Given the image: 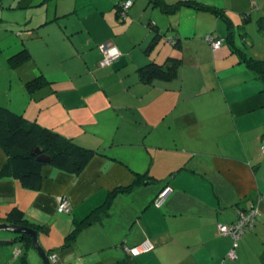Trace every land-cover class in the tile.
<instances>
[{
	"label": "crops",
	"instance_id": "obj_1",
	"mask_svg": "<svg viewBox=\"0 0 264 264\" xmlns=\"http://www.w3.org/2000/svg\"><path fill=\"white\" fill-rule=\"evenodd\" d=\"M120 1L0 0V108L95 152L78 174L43 165L37 189L0 179V217L20 209L53 264H264V87L236 52L264 59V0H194L224 17L184 4L165 11L186 0H132L123 20ZM151 22L161 37L146 51ZM207 35L222 38L218 49ZM102 43L121 52L107 66ZM24 50L26 60L11 61ZM169 57L182 61L175 79H140L139 67ZM6 160L0 146V170ZM164 186L171 192L157 207ZM62 198L69 213L57 210ZM253 206L250 230L236 240L218 232ZM7 233L0 264H20ZM145 239L151 251L127 254ZM33 250L29 264H42Z\"/></svg>",
	"mask_w": 264,
	"mask_h": 264
},
{
	"label": "trees",
	"instance_id": "obj_2",
	"mask_svg": "<svg viewBox=\"0 0 264 264\" xmlns=\"http://www.w3.org/2000/svg\"><path fill=\"white\" fill-rule=\"evenodd\" d=\"M120 3L121 2L117 4L118 8L116 14L119 19L123 20L128 14V10L131 6L124 12V14L120 8ZM152 3L155 5H161L163 4V1L152 0ZM181 4L196 10L212 9V11L217 13L219 16L224 17L222 12L216 11L214 8L199 5L194 0H186L183 1V3L177 2L175 4L166 5L165 11L170 12ZM259 25L262 27L264 24L263 22H259ZM148 26L151 28V30L155 31V34L146 47V51L152 49L161 37V32H159L158 28L153 22L149 23ZM228 27H230V24ZM207 36H205L206 41ZM209 36H211L213 39H219L222 41V38L220 37L214 35ZM173 41L176 40L173 39ZM228 41L232 43L231 32L229 33ZM174 43L175 45L180 46L178 41ZM209 46L211 47L210 44ZM212 50L215 49L212 48ZM236 52L240 57V61L253 72L255 77L263 84L264 87V59L254 58L249 54H245L241 50H236ZM27 58L28 53L26 50H24L14 55L11 58V61L14 63H21ZM181 65L182 61L179 58L169 57L163 63L149 61L139 67L137 72L140 79L146 82H150L154 79L170 81L177 77L178 70ZM38 80L39 79H35L28 82L27 88L32 89L34 85L38 84ZM0 146L7 157L5 165L0 170V179H18L24 187L29 189H37L39 187L42 178L41 167L43 165L49 164L65 172L78 174L87 164L91 156L95 153L93 150L83 148L74 143L72 140L62 137L58 133L42 127L34 122H29L21 115L15 114L9 109L2 107L0 108ZM41 155L48 156L49 161L45 163L38 161L37 157ZM140 179L141 177L137 176L131 185L124 188H117L110 192L104 205L105 208L108 207L109 202L114 195L121 192H130L131 189L139 183ZM253 208L255 207L253 206L242 211L248 212ZM95 213L93 212L90 214L83 222L75 223L74 229L65 236L63 247L70 246L72 243L77 241L82 228L97 218ZM0 221L29 226L24 219L23 212L18 208H12L4 217H0ZM253 225L254 222L252 226H248L245 231L250 230ZM31 227L35 228L34 226ZM11 235H13V237L8 240L11 242H17L20 245L17 247L19 253L16 255L18 256L17 258H19L20 264H29L27 260V250L32 247L31 237L25 233H11ZM0 241L4 242L2 239H0ZM50 253L54 252H48L47 254L49 255Z\"/></svg>",
	"mask_w": 264,
	"mask_h": 264
},
{
	"label": "built area",
	"instance_id": "obj_3",
	"mask_svg": "<svg viewBox=\"0 0 264 264\" xmlns=\"http://www.w3.org/2000/svg\"><path fill=\"white\" fill-rule=\"evenodd\" d=\"M131 5H132V0H125L123 3H120V8L124 13ZM206 39L213 49H217L221 45V40L219 39H213L211 36H207ZM100 49L103 54L102 59L99 61L100 66L110 65L113 61L117 60L121 55L120 50L115 45L110 43H102L100 45ZM261 151H264V145L261 146ZM170 192H171V188L168 186L161 189L157 193L154 199V205L157 207H161L165 202L166 198L169 196ZM57 210L58 212H63V213L70 212L69 203L65 198L61 199L57 207ZM256 216H257L256 208H253L248 212L240 211L238 215V220L235 223L232 224L219 223L217 225V230L220 234L230 235L236 240L244 233V231L248 226L249 227L252 226ZM234 244L236 245V241L234 242ZM152 249H153V244L148 239L143 240L137 245L125 247V251L130 256H137L141 253L149 252ZM18 253L19 250L16 249L15 254L17 255ZM228 256L230 258L236 257L234 248H232L228 252ZM48 258L52 263H55L57 260L55 253H50L48 255Z\"/></svg>",
	"mask_w": 264,
	"mask_h": 264
},
{
	"label": "water",
	"instance_id": "obj_4",
	"mask_svg": "<svg viewBox=\"0 0 264 264\" xmlns=\"http://www.w3.org/2000/svg\"><path fill=\"white\" fill-rule=\"evenodd\" d=\"M37 160L40 162H48L49 157L46 155H41L37 157ZM0 230L8 231L11 233H25L31 237L32 248L37 252L38 256L41 259L42 264H51L47 252L43 249L38 240V232L35 228L31 226L17 225L13 223L1 222L0 221Z\"/></svg>",
	"mask_w": 264,
	"mask_h": 264
},
{
	"label": "rangeland",
	"instance_id": "obj_5",
	"mask_svg": "<svg viewBox=\"0 0 264 264\" xmlns=\"http://www.w3.org/2000/svg\"><path fill=\"white\" fill-rule=\"evenodd\" d=\"M124 1H125V0H121L120 2L123 3ZM101 52H102V51H101ZM102 56H103V54H102ZM101 59H102V57H101ZM0 232H1V233H7V231L5 232V231H2V230H0ZM7 234H9V233H7ZM232 247H233V248H236V245L233 243V244H232ZM231 249H232V248H231ZM32 252H35V254L37 255V253H36L35 250H33ZM55 254H56V253H55ZM56 259H57V256H56ZM51 264H53V263L51 262Z\"/></svg>",
	"mask_w": 264,
	"mask_h": 264
},
{
	"label": "bare ground",
	"instance_id": "obj_6",
	"mask_svg": "<svg viewBox=\"0 0 264 264\" xmlns=\"http://www.w3.org/2000/svg\"><path fill=\"white\" fill-rule=\"evenodd\" d=\"M164 187H166V186H164ZM164 187H163V188H164ZM168 187H169V186H168ZM163 188H162V189H163Z\"/></svg>",
	"mask_w": 264,
	"mask_h": 264
}]
</instances>
